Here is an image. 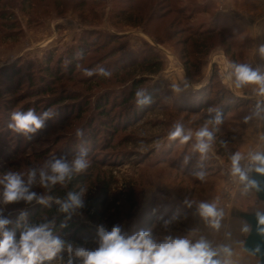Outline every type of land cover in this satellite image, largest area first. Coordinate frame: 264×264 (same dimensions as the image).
Returning a JSON list of instances; mask_svg holds the SVG:
<instances>
[{
  "label": "rangeland",
  "instance_id": "374dc122",
  "mask_svg": "<svg viewBox=\"0 0 264 264\" xmlns=\"http://www.w3.org/2000/svg\"><path fill=\"white\" fill-rule=\"evenodd\" d=\"M156 1L140 0V4L145 6ZM206 1L211 3L210 10L200 13L199 6L205 5ZM236 1L241 5L240 0ZM130 3L131 0H0L1 10L5 16L8 14L6 19H0V173L7 169L26 172L30 166H39L45 161V151L51 155L73 151L75 147L81 146L82 141L74 133L82 125L85 133L83 139L87 141L88 159L93 169L92 179L83 187L87 193L85 200L98 197L105 182L110 184V193L105 204L97 205L90 211L88 207L80 209L73 214L78 221L87 223L94 230L99 225L111 229L113 225L119 224L129 234L151 229L154 235H162L166 234L164 221L178 210L179 217L167 232L184 235L195 228L198 230L197 238L203 235L214 246H226L229 249L228 253H221L222 259L231 260L233 264H260L258 258L243 250L250 225L239 213L253 210L261 212L264 203L257 196V200L253 201L247 196L242 198L243 204H238L239 183L232 191L234 197L231 206H226L225 201L232 188L229 154L240 151L247 155L249 151H263V116L253 117L247 123L244 117L252 115L258 99L264 105V97H254L251 88L235 89L227 80L224 68L227 69L229 61L250 63L253 67L264 65V61L258 60L256 51L263 40L258 38L259 34L254 29L247 30L236 22L237 25H231L230 22L209 25L217 29L214 39H208L214 45L210 53L203 56L199 73L191 78L180 55L181 45L177 43L187 34L173 37L170 23L179 16L180 9H185V17L192 15V18H181L182 24L177 28L190 26L191 29H199L200 22L210 20L215 14L225 15V0H219L218 4L212 0H168L167 4H170L173 13L167 15L164 12L163 18H158L167 6L160 8L153 21H148L150 14L141 8L134 12L131 19L127 14L121 15L120 10L130 7ZM225 17L229 21V17ZM132 21L140 25L134 26ZM239 28L243 31L241 36L236 34ZM223 38L227 39L225 44L221 43ZM82 39L87 46L96 44L99 48L94 50L87 47L90 51L78 64L81 68L103 66L111 70L110 78L99 75L85 77L77 65L74 69L70 66L72 61H77L76 57V60L71 59L73 53L82 51L79 48ZM99 45L105 46L102 49ZM94 53L96 59L103 58L101 64H91L93 60L88 56ZM49 54H53L51 64ZM145 56L161 60L162 69L157 73L144 74L140 71L139 62L136 66L128 67L135 58ZM46 66L52 67L50 71L62 69L63 76L58 78L59 81L51 80L53 73H45ZM142 75L147 80L141 88L147 90L155 87L157 91L153 106L144 111L140 118L132 120L133 123L123 125L125 128L114 134L112 142L108 140L110 133L101 126L103 120L98 118V114L89 127H86L88 122L83 124L89 112L82 114L83 120L80 117L76 119L77 112L71 110L73 100L65 101L64 106L60 107L63 110L58 109L59 116L44 128H52L47 137L39 132L33 140L28 141L7 127L13 111L34 108L38 104L42 111V104L52 99L46 94L36 96L32 87L44 84L56 87L59 92L61 89L79 90L83 96L89 95L92 101L98 93L110 89L114 99L116 94L121 95L122 91L129 90L132 79H126ZM184 80L189 82L190 87L180 93L175 92L172 85L181 84L183 87ZM20 81L22 84L17 88ZM208 85L214 87L213 96L225 90L248 103L224 116L213 149L200 169L196 166L199 154L192 152L191 142L181 144L178 140H169L168 133L178 120L193 130L203 125L205 112H195L190 108L183 110L179 99ZM13 104H17V107L13 108ZM129 105L122 106L126 108L123 113L129 109ZM66 115L68 120H65ZM114 116L115 113L108 117L111 123ZM56 122L63 124L61 130L53 128ZM57 135L60 141L55 145ZM221 141H227L226 148L221 145ZM186 155H191V160L185 165ZM243 162L246 164L247 159ZM201 170L205 172L203 181L194 175ZM39 189V186H35L33 190ZM43 192L44 189L40 193ZM253 194L256 195L252 191ZM186 196L197 203L213 199L219 201V207L224 210L219 231H213L194 215V207L188 209L184 206ZM33 207L21 202L7 206L4 213L11 214L15 221L21 210L28 213ZM92 214L99 222L91 218ZM74 244L94 248L98 246V238L91 237L86 242ZM64 259L67 260V255Z\"/></svg>",
  "mask_w": 264,
  "mask_h": 264
},
{
  "label": "clouds",
  "instance_id": "9594fccd",
  "mask_svg": "<svg viewBox=\"0 0 264 264\" xmlns=\"http://www.w3.org/2000/svg\"><path fill=\"white\" fill-rule=\"evenodd\" d=\"M257 55L264 60V43L257 46ZM84 52L76 53V59L82 60ZM78 68H81L77 64ZM85 77L99 75L104 78L112 76L111 70L96 66L81 68ZM225 76L232 86L239 90L251 88L254 97H264V65L253 67L250 63L229 61ZM181 84H173L172 89L180 93L190 87L187 80ZM153 103V96L146 89H137L135 104L143 109ZM209 117L198 129L186 127L185 122L176 121L168 133L169 140H178L181 144L191 142L193 153L199 154L197 168H203V162L213 149L216 134L221 131L224 116L218 109L209 107ZM214 113V115H212ZM59 116V112L48 108L37 112L34 108L27 111L17 110L11 113L7 127L25 140L31 141L47 122ZM264 116V105L258 99L255 111L251 116L244 117L247 123L253 117ZM75 137L82 141L78 152L72 157L54 156L39 166H30L26 172L7 169L0 173V264H233L231 260L222 259L221 253H228L226 246H214L205 236L197 238V229H190L187 234L174 235L167 232L169 226L178 219L179 211L164 221L166 234L154 235L151 229H141L129 234L119 224L111 229L103 225L97 226V247L76 245L54 230L55 220L28 222V213L21 210L15 221L11 214L5 215L4 209L9 205L23 202L28 206L42 205L51 208L53 203L58 205L57 211L66 214L60 228L67 227V220L85 207L86 190L68 191L64 197L51 193L56 185L66 186L72 179L90 167L89 149L84 138V130L76 128ZM227 147V141H221ZM247 159V164L242 161ZM191 155L184 157L188 164ZM231 176L237 177L244 191L258 188V183L250 179L249 174L256 172L264 175V151H249L247 155L240 151L229 154ZM194 175L201 181L205 178L204 171ZM39 186L45 192L34 191ZM188 209L195 208L194 215L198 216L205 225L213 231H219L224 217V210L219 207V201L202 200L195 202L187 196L183 200ZM259 224L264 225V215L257 213ZM15 223V228L10 225ZM16 229H20L17 237ZM247 230V225L245 226ZM264 231V229H262ZM67 253V260L63 254Z\"/></svg>",
  "mask_w": 264,
  "mask_h": 264
},
{
  "label": "trees",
  "instance_id": "16d2710c",
  "mask_svg": "<svg viewBox=\"0 0 264 264\" xmlns=\"http://www.w3.org/2000/svg\"><path fill=\"white\" fill-rule=\"evenodd\" d=\"M135 1V2H134ZM160 2V4H159ZM168 0H157L156 3H150V5H145L140 4V0H131V5L127 9H122L120 12L122 13L121 15H126L130 17V19L134 16V12L145 9L146 13L150 14L149 15V20L148 21H153L156 18H154L157 15V10L160 12V8H165L166 6V11L164 10L163 12H160L161 18L165 15L164 12L167 13V15H171L173 11L170 9V4H167ZM85 3H81V5H84ZM167 4V5H166ZM8 6V3L7 5ZM211 3H208L207 1L205 2V5H200L199 6V11L200 13H207L210 10ZM167 8H169L167 10ZM179 16L175 17L170 25L173 27V37H177L181 34H187L186 37H183L182 39H179L180 41H177L179 45H181V51L180 55L181 58L185 61V64L187 66V74L192 78L194 77V74H198L200 71V65L203 64L202 58L203 56H207L210 51L212 50V47L214 45L213 41L209 43L208 39H214V35H216V28L215 27H210L209 25H214V23L217 25L223 24L225 22H230L231 25H237L235 22L229 19L227 21V18L225 16L215 14L210 20L208 21H202L199 23V29H191L190 26L188 27H182V28H177L178 25H181V18H184V20H191L192 15H189L188 17H185V9H180L179 10ZM155 15V16H154ZM8 17L5 16V13L3 10L0 8V19L4 20ZM134 26H139L140 24L136 23L135 21L133 22ZM13 26V25H12ZM236 34L238 33L239 35L243 33L241 28L236 29ZM241 36V35H240ZM85 40L82 39L79 48L84 52V57L86 56V52H89V48L86 49L87 47H92L95 49H98V45L96 44H90L86 45L84 42ZM227 39L223 38L221 43H226ZM100 46V45H99ZM105 46V45H104ZM104 46H100L103 47ZM228 51H230V47H226ZM96 52L97 51H93ZM105 54V53H104ZM95 53L92 55H89V59L91 58L93 65H96L97 63H100L103 61V58L98 57L96 59ZM102 56V55H101ZM76 57V54L73 53L71 56V59H74ZM49 64L52 63L53 61V54H49L48 56ZM76 60V59H74ZM139 60V61H138ZM62 60L59 61L61 63ZM129 66H136L138 65V62L141 65L142 70H140L142 73H148V74H153L157 73L162 69V61L157 59V57H149L145 56L142 57L141 59L135 58ZM236 62V61H235ZM79 63V60L77 61H72L71 67H76V65ZM91 66V65H90ZM47 68L45 69V73L52 75L51 71L53 73V76H51V80H55L56 82L59 81L58 78L60 79L63 73L60 69H50L52 67L46 66ZM124 69V68H123ZM72 71V69H71ZM139 71V72H140ZM75 71H73L74 73ZM32 78V76H30ZM132 79L131 85L129 90H124L122 91L121 95L116 94L115 98L112 99V95L114 94L113 92L109 91L110 89H106V91L96 93V98L94 101H92L91 97L89 95L83 96V94L77 90V91H64L61 89L59 92L56 87H50V85H40L35 87H32L31 89L36 91L34 93H37L36 96H43L42 94H46L48 96H51L52 99L48 103L42 104V111L46 110L48 108H54V110L61 109L60 107L64 106L63 104L67 100H73L72 105H71V110H73V113L77 112V117H80L81 120H83V113L89 112V115L85 117V122L83 123L86 127H89V124L91 125V122L93 120H96V115L98 114V118L103 120V123L101 126L104 127V129L110 133V137L108 140L111 142L114 139V134L118 133L119 130L125 128V124H131L133 123L132 120L140 118L144 111L151 109L153 106L152 104L148 107H145L143 109H138L135 104V92L137 89H141V86L145 83L147 80V77L141 76V77H135V78H128L126 81ZM33 80V79H31ZM30 81V80H29ZM32 84V81H30ZM22 84V81L18 82L17 85ZM57 86V85H55ZM155 87H151L147 89V91L153 96V98L157 95V91L154 89ZM1 92V91H0ZM225 92V93H224ZM214 94V87L212 85H208L206 88H202L199 91H196L194 93L188 94L183 96L180 101V108L183 110H187L190 108V110H193L195 112H205L204 118L205 120L209 117V112L208 109L209 107H212L214 109H218L222 112L223 116L226 114L238 109L239 107H242L246 105L245 103H248L246 100H241L239 97L235 96L231 92H226L223 90V93L221 91H218ZM20 96V95H19ZM112 99V100H111ZM130 104V105H129ZM129 105V109L127 111L122 112L126 108H122V106ZM9 108H11V105H7ZM13 108L17 107V104H13ZM38 106H41L38 104ZM36 106L34 109H36L37 112H41L39 107ZM29 107H25L23 111H27ZM63 110V109H61ZM121 110V111H119ZM189 110V109H188ZM96 112L95 115L93 112ZM72 112V111H71ZM121 112V113H118ZM113 113L116 114V116L113 117V123L110 122L108 119L109 116H112ZM214 115V113H212ZM68 115H66L67 117ZM104 117V119H103ZM61 118V117H60ZM69 117L65 118V120H68ZM122 120H124L122 122ZM10 122V120H8ZM51 120L47 122V125L50 123ZM8 125V124H7ZM63 124H59V122H56L53 126V128L61 130L63 127L61 126ZM125 125V126H123ZM61 126V127H60ZM82 129L83 126L81 125ZM1 128V127H0ZM52 128L46 129V130H41L40 132L41 135L44 136H49V133H51ZM115 132V133H114ZM57 135V140L55 141V145L60 141V138ZM80 146L75 147L73 151H70L67 154L59 153L58 155H51L47 151H45V158L44 160L51 159L54 156H67L68 158H72L79 149ZM42 165V164H41ZM93 177V169L91 166L83 173L76 175L70 183H68L66 186H61V185H56L50 194L57 196V197H64L68 191H79L81 188L87 184L90 179ZM42 188L39 189L37 192H41ZM110 193V184L109 182L103 183L101 187V192L98 197H95L93 200L91 199H86L85 200V207L83 208L84 210L87 208L88 211L90 209L97 207V205L105 204L106 203V198L108 197V194ZM58 205H55L53 203L51 208H46L42 205H35L32 209L28 210V216H27V221L32 223V222H39L41 220L47 219V220H55V225H54V230L57 231L58 234L63 236L66 240H70L74 243H83L86 242L88 239L91 237H96V230L92 229L91 226H88L87 223L80 222L78 221L77 218L71 216L70 219L67 220V227L65 228H60V224L65 220V215L63 213H59L57 211ZM91 218H93L96 222H99L94 214H92ZM158 219V218H154ZM189 225V224H188ZM11 228H15V223L13 225H10ZM17 232V237H19L20 229H16ZM67 253L63 254V257H65Z\"/></svg>",
  "mask_w": 264,
  "mask_h": 264
},
{
  "label": "crops",
  "instance_id": "0c3cea01",
  "mask_svg": "<svg viewBox=\"0 0 264 264\" xmlns=\"http://www.w3.org/2000/svg\"><path fill=\"white\" fill-rule=\"evenodd\" d=\"M218 1L219 0H212V2H216V4H218ZM240 3L241 5H238V1L236 0H225L224 6L226 13L224 14L227 15L233 22L242 25L243 28H246L247 30L254 29L256 33L259 34L258 38L263 40L264 43V0H240ZM257 25H259L258 29ZM258 58V60H261L259 56ZM242 164L246 165L243 161ZM249 191L250 189L245 192L243 185L241 184V189L239 190L240 196L238 195L237 198L238 204H243V199H245L247 196L251 198V201L256 199V195H252V190L250 191L251 195ZM252 212H254V210Z\"/></svg>",
  "mask_w": 264,
  "mask_h": 264
},
{
  "label": "water",
  "instance_id": "95a60500",
  "mask_svg": "<svg viewBox=\"0 0 264 264\" xmlns=\"http://www.w3.org/2000/svg\"><path fill=\"white\" fill-rule=\"evenodd\" d=\"M264 131V116H263ZM264 151V148H263ZM250 179L257 181L259 190L251 189L257 198L264 203V175L256 172L249 174ZM257 213L264 215V208L261 212H241L240 217L250 225V231L243 242V250L259 259L264 264V225L259 224Z\"/></svg>",
  "mask_w": 264,
  "mask_h": 264
},
{
  "label": "built area",
  "instance_id": "2783aa9c",
  "mask_svg": "<svg viewBox=\"0 0 264 264\" xmlns=\"http://www.w3.org/2000/svg\"><path fill=\"white\" fill-rule=\"evenodd\" d=\"M226 71H227V69L226 68H224V72L226 73ZM247 164V163H246ZM230 172V171H229ZM231 175V174H230ZM230 177V181H231V183H232V188H230V191H231V194H229L230 196V198L228 197L227 199H226V206H231V202H233V197H234V195H232V191L234 190V188H237V186L239 185V184H241V182L239 181V179L237 178V177H233V176H229ZM237 183H239V184H237ZM228 196V195H227Z\"/></svg>",
  "mask_w": 264,
  "mask_h": 264
}]
</instances>
